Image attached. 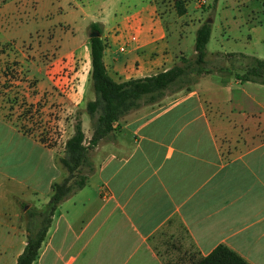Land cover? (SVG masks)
Returning <instances> with one entry per match:
<instances>
[{"label":"crops","instance_id":"obj_1","mask_svg":"<svg viewBox=\"0 0 264 264\" xmlns=\"http://www.w3.org/2000/svg\"><path fill=\"white\" fill-rule=\"evenodd\" d=\"M56 1L44 3L40 16H55L66 36L73 33V40L78 39L75 49H60L55 56L56 61L72 58L65 86L72 91L69 97L80 100L65 101L61 113L58 108L61 121L70 119L66 140L73 134L75 111L89 102L81 100L91 85L92 24L102 31L103 62L118 83L167 71L182 56L194 55L202 21L184 20L187 12L160 17L156 0ZM12 3L6 0L0 7ZM193 33L192 54L187 56V36ZM131 36L135 42L128 44ZM122 45L128 46L121 54ZM46 73L40 86L46 84ZM80 121L89 140L92 131L84 111ZM114 128L92 152L94 169L86 186L57 208L33 264H166L152 240L174 219L196 249L189 264L219 245L248 264H264V85L204 76L189 91L167 94L123 117ZM32 148L39 155L37 169H46L45 155L54 160L53 150L16 131L2 111L0 264H16L25 248L21 203L26 211L40 210L48 202L39 203L30 175L19 180L15 175ZM16 150L21 152L17 159Z\"/></svg>","mask_w":264,"mask_h":264},{"label":"rangeland","instance_id":"obj_2","mask_svg":"<svg viewBox=\"0 0 264 264\" xmlns=\"http://www.w3.org/2000/svg\"><path fill=\"white\" fill-rule=\"evenodd\" d=\"M3 1L6 0H0V3ZM174 1L156 0L160 17L177 16ZM181 1L185 3L187 12L184 20H192L195 24L199 20L202 23L211 21V36L206 46L207 61L216 53H242L264 59V0ZM54 2L15 0L9 7H0V114L4 111L15 124L16 131L53 150L54 160L50 154L45 155L46 169L43 166L37 169L39 155L33 148L30 159L24 166L15 169L18 180L30 175L29 184L37 190L40 204L44 199L49 200V180L53 178V182H60L65 175L57 159L63 155L64 142L68 137L67 124L70 126L71 123H68V118L61 121L58 108L65 101H80L78 96L69 97L72 91L68 92L69 87L65 86L66 72H69L72 58L59 61L55 58L60 49H75L78 39L73 40V33L67 37V29L57 26L60 21L55 16L47 20L40 16L43 12L41 6ZM64 36L67 40H64ZM192 36L194 33L187 36V56L192 54ZM174 37L171 33L170 43H173ZM45 71L46 84L40 86V78L44 77ZM92 100L94 93L90 85L85 99L81 101ZM81 109L75 111V118L84 111ZM84 115L89 126V118L85 112ZM15 144L18 148L17 139ZM20 154L16 150L15 159L20 158ZM25 212L23 207H18L19 226L24 229ZM152 245L164 257L166 264H189L190 255H196L192 241L177 219L162 228L153 238Z\"/></svg>","mask_w":264,"mask_h":264},{"label":"trees","instance_id":"obj_3","mask_svg":"<svg viewBox=\"0 0 264 264\" xmlns=\"http://www.w3.org/2000/svg\"><path fill=\"white\" fill-rule=\"evenodd\" d=\"M179 16L186 13L185 3L174 1ZM102 33L98 25L92 24L90 32ZM211 36V24L201 23L195 32L194 55L182 56L179 62L167 71L143 79L115 82L103 62L105 41L90 38L89 78L94 100L85 105L84 112L89 118L92 135L85 139L80 116L73 123V134L66 140L63 156L57 161L65 175L60 182H53L47 204L40 210H26V245L17 258L16 264H33L45 239L57 208L64 201L81 191L93 172L92 152L115 131L114 125L128 114L143 106L160 102L167 94L189 91L200 78L208 75L223 79L232 78L239 84L264 85V59L242 53L212 55L206 60V46ZM21 203V207H25ZM191 264H248L237 253L224 245L217 246L205 257L197 256Z\"/></svg>","mask_w":264,"mask_h":264},{"label":"built area","instance_id":"obj_4","mask_svg":"<svg viewBox=\"0 0 264 264\" xmlns=\"http://www.w3.org/2000/svg\"><path fill=\"white\" fill-rule=\"evenodd\" d=\"M135 42V37L134 36H131L128 40V44L130 43H134ZM128 45H122L120 48H119V53H124L126 51V48H127Z\"/></svg>","mask_w":264,"mask_h":264},{"label":"water","instance_id":"obj_5","mask_svg":"<svg viewBox=\"0 0 264 264\" xmlns=\"http://www.w3.org/2000/svg\"><path fill=\"white\" fill-rule=\"evenodd\" d=\"M206 23L211 24V21H206ZM88 38H101V34L99 32H90V34L88 35Z\"/></svg>","mask_w":264,"mask_h":264}]
</instances>
